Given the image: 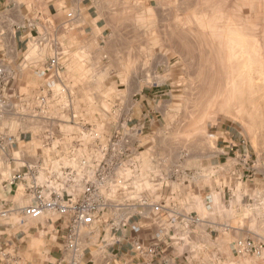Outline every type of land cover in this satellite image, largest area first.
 Listing matches in <instances>:
<instances>
[{"label": "rangeland", "instance_id": "374dc122", "mask_svg": "<svg viewBox=\"0 0 264 264\" xmlns=\"http://www.w3.org/2000/svg\"><path fill=\"white\" fill-rule=\"evenodd\" d=\"M122 8V17L114 18L109 44L124 48H100L105 60L94 72L86 65L74 69L80 79L73 84L82 88L71 92L75 117H69L71 109L55 105L36 118H17L19 128L7 135L18 138L19 130L48 123L54 134L77 130L86 138V128L92 127L100 136H110L114 125H137L125 108L143 97L146 126L134 140L136 161L149 178L135 187L145 188L155 200L161 199L156 193L167 189V205L180 200L186 212L203 218L213 214L219 223L237 217L236 208L241 207L250 222L244 235L256 232L258 224L264 229L256 208L264 198V0H144V48L136 47L143 39L130 13L134 6ZM50 42H58L65 53L60 35ZM53 86L56 92L62 89L57 81ZM224 131L242 137L247 149L245 176L235 180L240 195L226 188L229 179L215 169L222 167L216 143ZM24 150L28 145L20 142L19 151L12 154L15 161L20 159L17 166ZM0 155L7 163L12 159L2 151ZM163 176L167 180L161 185ZM224 206L228 211H221ZM3 259V264L15 260ZM25 264L46 263L27 257Z\"/></svg>", "mask_w": 264, "mask_h": 264}, {"label": "built area", "instance_id": "2783aa9c", "mask_svg": "<svg viewBox=\"0 0 264 264\" xmlns=\"http://www.w3.org/2000/svg\"><path fill=\"white\" fill-rule=\"evenodd\" d=\"M51 49L48 77L51 85L57 81L62 89L56 92L50 84L41 88L33 98L36 102L34 107L21 110L12 104L3 90L8 78L4 67L0 66V126L10 120V115L12 121H18L17 118H36V114L49 113L55 105L68 110L72 108V93L63 84V50L58 42L51 44ZM73 113L71 109L70 118L75 117ZM47 126L45 145L53 146L59 152L36 163L25 164L7 178V186H22V196L27 202L15 209H0V219H7L13 213L31 220L47 213H57L66 218L62 246L66 254L64 260L69 264H78L84 251L83 237L90 235L95 226L102 229L103 236L106 233L110 236L112 246L118 247L123 242L128 245L125 251L107 252L109 245L103 242L98 249V257L103 264L264 262V238L254 234L236 238L230 242L229 250L224 251L220 248L216 231L217 226L224 225L180 210L177 201L167 205L161 193H156V197L161 199L155 200V196L145 188L135 187L136 182L149 178L136 161L138 146L134 136L142 130V124L129 126L125 122L118 128L114 125V132L106 137L100 136L92 127L86 128L88 138H83L77 130L70 134L63 131L69 141L58 138L56 145H52L56 134L50 124ZM70 126L74 127V124ZM6 130L0 133L2 150L13 138L7 135ZM166 178H159L161 185ZM260 204L264 205V198ZM144 206L151 208L146 225Z\"/></svg>", "mask_w": 264, "mask_h": 264}, {"label": "crops", "instance_id": "0c3cea01", "mask_svg": "<svg viewBox=\"0 0 264 264\" xmlns=\"http://www.w3.org/2000/svg\"><path fill=\"white\" fill-rule=\"evenodd\" d=\"M129 4L131 7L134 6L130 13L136 17L143 39L144 0H0V66L4 67L8 78L3 90L12 104L21 110L23 107H34L35 94L50 84L47 73V63L52 56L50 40L58 35L62 37L66 49L62 58L65 74L63 83L73 94L75 90L77 92L82 90L79 85L73 84L74 80L80 79V73L74 71L75 67L92 66L90 70L94 72L105 60L99 56L100 48L108 50L114 47L124 48L123 44L113 45L109 42L115 34L116 19L114 18L122 17V7ZM42 37L44 38L36 43V40ZM146 46L143 39L136 47ZM50 88L54 89V86L50 84ZM126 107L128 108H125V114L130 115L129 120L134 119L137 124L145 127L143 97L140 103L136 101L134 104L131 100L130 105ZM134 114L137 115L132 117ZM17 124L19 125V121H4L3 126H0V133H3L5 128L7 133L13 132L14 127L19 128ZM34 126L30 127L31 130H19L18 138L14 136L9 139L10 143H7L3 150L0 148L3 154L12 157L7 163L0 155V209H15L24 206L27 202L23 199L20 186L13 188L5 184L7 178L22 169L23 165L36 163L53 156L58 151L53 146L45 145L48 137L47 124ZM22 134L24 136H21ZM219 134V140L216 143L217 157L222 167L218 168L219 166L216 165L215 169H220L229 179L226 188L240 195L241 191L235 186V180H243L245 176L244 169L248 155L245 143L242 144L244 140L237 135H230L228 131ZM27 135L28 140L25 142L23 138L25 139ZM58 138L69 141L61 131L53 136L52 145L59 143ZM20 142L28 145V150H24V160L20 166H17L19 163L17 161L20 159L15 161L12 154L19 151ZM165 187L167 188V185ZM144 193L148 195V192ZM168 193L165 189L164 193H161L162 199ZM178 202L180 204V200ZM256 208L259 219H264V205L259 204ZM179 209L185 211L181 204ZM224 210L228 211L226 206L221 209L222 212ZM236 210L238 216L234 218L235 226L234 224L232 226L234 219H224L220 223L226 228L217 226L220 248L224 251L229 250L232 240L246 236L244 234L249 231L250 222H246L243 218L244 209L237 207ZM150 211L149 206H144V225L148 222L146 218L150 215ZM14 217L20 219L18 223L13 222ZM207 219L219 223L213 214ZM66 225V218L62 216L53 218L52 213H47L35 220L24 218L16 213L7 219H0V264L4 263L3 258L7 256L15 258L13 264H25L27 257L42 258L46 264H69L64 260L66 254L62 246V236ZM256 229L258 230L251 234L264 238V229L260 224L256 226ZM110 240L107 233L103 236L102 229L95 226L90 235L83 237L84 251L78 264H103L98 257V249L105 241L109 245L106 247L107 252L127 250L128 245L125 242L115 247L111 245ZM254 264H264V262Z\"/></svg>", "mask_w": 264, "mask_h": 264}]
</instances>
